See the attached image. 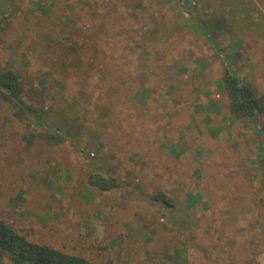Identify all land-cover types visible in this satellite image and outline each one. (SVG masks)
Segmentation results:
<instances>
[{
    "label": "rangeland",
    "instance_id": "rangeland-1",
    "mask_svg": "<svg viewBox=\"0 0 264 264\" xmlns=\"http://www.w3.org/2000/svg\"><path fill=\"white\" fill-rule=\"evenodd\" d=\"M14 5L0 65L64 131L0 109V221L91 264H240V250H264V115L235 119L221 88L228 68L264 95V0ZM191 15L223 21L214 44L185 27ZM97 172L122 187H92ZM159 192L173 208L151 202Z\"/></svg>",
    "mask_w": 264,
    "mask_h": 264
},
{
    "label": "trees",
    "instance_id": "trees-1",
    "mask_svg": "<svg viewBox=\"0 0 264 264\" xmlns=\"http://www.w3.org/2000/svg\"><path fill=\"white\" fill-rule=\"evenodd\" d=\"M182 6L188 4V0H176ZM9 0H0V19L5 17L7 11H16L14 2L7 6ZM191 24H188V29L193 30L196 34L203 37L209 44H214L217 36H212L217 33L219 25H216L210 20H202L194 15ZM4 20H6L4 18ZM187 21V20H186ZM215 25V27H214ZM155 36V33L153 34ZM215 47V46H214ZM216 48V47H215ZM221 88L228 99V105L231 114L237 120H259L260 116L264 115V95H258L256 90L249 84L245 83L236 71L225 68L221 80ZM25 83L18 71L10 68H3L0 65V109L6 108L11 112L12 117L17 121H28V126L33 123L40 128L53 127L57 132L64 129L56 124L47 125L44 113L41 110H36L27 100L25 92ZM60 133L55 134L47 131L44 137L47 142L52 144L64 143L66 138ZM32 135L28 137V143L32 141ZM87 182L92 187L101 191H111L122 187V183L114 177H108L102 173H91ZM153 204L161 205L165 208H173L172 200L163 192H159L150 197ZM248 252L245 259H242L240 250V264H255L256 256L264 253V250L257 251L255 247L244 248ZM245 253V254H244ZM6 259L11 260L13 264H91L82 257L63 253L52 249L46 245H39L28 242L22 237L10 224L0 221V264ZM255 259V261H253ZM243 260H245L243 262ZM252 260V261H251ZM234 264V263H232Z\"/></svg>",
    "mask_w": 264,
    "mask_h": 264
}]
</instances>
